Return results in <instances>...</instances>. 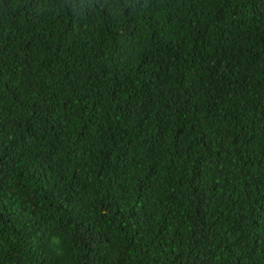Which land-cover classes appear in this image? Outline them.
<instances>
[{
    "label": "trees",
    "instance_id": "1",
    "mask_svg": "<svg viewBox=\"0 0 264 264\" xmlns=\"http://www.w3.org/2000/svg\"><path fill=\"white\" fill-rule=\"evenodd\" d=\"M0 264H264V0H0Z\"/></svg>",
    "mask_w": 264,
    "mask_h": 264
}]
</instances>
